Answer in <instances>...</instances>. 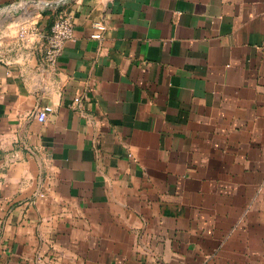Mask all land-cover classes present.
I'll use <instances>...</instances> for the list:
<instances>
[{
    "label": "crops",
    "instance_id": "obj_1",
    "mask_svg": "<svg viewBox=\"0 0 264 264\" xmlns=\"http://www.w3.org/2000/svg\"><path fill=\"white\" fill-rule=\"evenodd\" d=\"M32 1L0 14V264H264V0Z\"/></svg>",
    "mask_w": 264,
    "mask_h": 264
},
{
    "label": "built area",
    "instance_id": "obj_2",
    "mask_svg": "<svg viewBox=\"0 0 264 264\" xmlns=\"http://www.w3.org/2000/svg\"><path fill=\"white\" fill-rule=\"evenodd\" d=\"M33 3L32 0H18L11 4L0 6V14L9 15L16 13L25 8L26 5ZM38 4V3H35ZM28 31L21 28L19 36L22 41H27ZM75 38V28L72 17L66 11H60L51 27L50 33L46 36L44 45V61L50 65L55 66L59 58L62 56L64 48L67 43L73 41ZM37 118L40 122H45L47 114L44 111H39Z\"/></svg>",
    "mask_w": 264,
    "mask_h": 264
},
{
    "label": "water",
    "instance_id": "obj_3",
    "mask_svg": "<svg viewBox=\"0 0 264 264\" xmlns=\"http://www.w3.org/2000/svg\"><path fill=\"white\" fill-rule=\"evenodd\" d=\"M69 0H62L60 1L59 3H57L55 6H61L63 5L64 3H67Z\"/></svg>",
    "mask_w": 264,
    "mask_h": 264
}]
</instances>
